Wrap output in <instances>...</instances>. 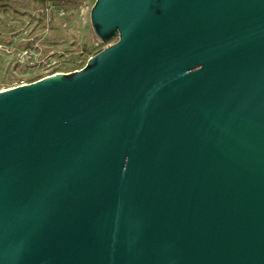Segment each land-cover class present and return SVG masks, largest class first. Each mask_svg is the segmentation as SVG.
<instances>
[{
	"label": "water",
	"instance_id": "95a60500",
	"mask_svg": "<svg viewBox=\"0 0 264 264\" xmlns=\"http://www.w3.org/2000/svg\"><path fill=\"white\" fill-rule=\"evenodd\" d=\"M75 73L0 92V264H264V0H96Z\"/></svg>",
	"mask_w": 264,
	"mask_h": 264
},
{
	"label": "rangeland",
	"instance_id": "374dc122",
	"mask_svg": "<svg viewBox=\"0 0 264 264\" xmlns=\"http://www.w3.org/2000/svg\"><path fill=\"white\" fill-rule=\"evenodd\" d=\"M95 1L0 0V92L33 83L52 66L67 73L100 51L89 22Z\"/></svg>",
	"mask_w": 264,
	"mask_h": 264
},
{
	"label": "built area",
	"instance_id": "2783aa9c",
	"mask_svg": "<svg viewBox=\"0 0 264 264\" xmlns=\"http://www.w3.org/2000/svg\"><path fill=\"white\" fill-rule=\"evenodd\" d=\"M59 15H63V12H59ZM45 17H46L47 20L50 19V10H47V11H46V13H45ZM114 42H115V41H111V42H109V43H107V44H102V43L100 42L101 46H103V47H101V49H106V47H108V46L114 44ZM100 51H101V50H100ZM90 57H91V56H90ZM90 57H88V59H89ZM88 59L86 60L85 65H83V66H80V65L77 64V63H74V64H70V65H68V66L65 68V70H67V73H62V71H61L62 66H52V67H50V68L48 69V71H44V72L41 74V76L38 77V78H39L38 80L43 79V78H47L48 76L57 75V74H71V73H75L76 71H80V70H82V69L86 66V64L88 63V62H87Z\"/></svg>",
	"mask_w": 264,
	"mask_h": 264
},
{
	"label": "trees",
	"instance_id": "16d2710c",
	"mask_svg": "<svg viewBox=\"0 0 264 264\" xmlns=\"http://www.w3.org/2000/svg\"><path fill=\"white\" fill-rule=\"evenodd\" d=\"M38 79H39V78H37L36 80H38ZM36 80H35V81H36Z\"/></svg>",
	"mask_w": 264,
	"mask_h": 264
}]
</instances>
